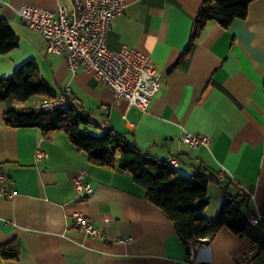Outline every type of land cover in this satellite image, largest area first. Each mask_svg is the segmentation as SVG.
<instances>
[{"label": "crops", "instance_id": "crops-1", "mask_svg": "<svg viewBox=\"0 0 264 264\" xmlns=\"http://www.w3.org/2000/svg\"><path fill=\"white\" fill-rule=\"evenodd\" d=\"M203 1L126 0L125 10L112 18L106 47L144 53L163 73L146 111L114 102L111 88L81 65L73 73L61 55L44 50L41 34L16 12L23 5L55 10L67 0H0V17L18 35V45L0 53V77L34 59L53 94L69 87V96L99 134L100 121L108 118L109 128L146 154L175 157L179 173L188 176L197 167L211 173L207 217L218 211L225 194L238 193L245 195L244 217L264 214V0H251L245 17L227 27L208 21L183 53ZM39 97L0 100V172L15 189L13 197H0V245L13 243L17 250L15 257L0 256V264H264L259 236L222 227L186 247L130 175L90 162L62 130L45 134L37 127L4 124L6 109H34ZM102 105L110 107L108 114ZM184 131L208 135L209 148L181 142ZM37 150L45 156L36 159ZM80 171L92 187L89 195L74 189ZM75 212L102 229L105 238L77 229Z\"/></svg>", "mask_w": 264, "mask_h": 264}, {"label": "trees", "instance_id": "trees-1", "mask_svg": "<svg viewBox=\"0 0 264 264\" xmlns=\"http://www.w3.org/2000/svg\"><path fill=\"white\" fill-rule=\"evenodd\" d=\"M251 0H204L194 17L188 45V52L206 23L214 20L227 27L233 19L244 18ZM18 45V35L12 25L0 17V53ZM54 96L51 87L40 77L37 63L29 59L19 65L9 76L0 77V100L8 97L23 102L32 96ZM4 124L11 127H37L43 133L62 130L72 145L85 152L87 159L101 167L127 173L133 181L146 191V199L157 205L170 220L184 246L193 240L215 234L227 227L237 235L256 238L258 233L245 220L241 210L245 195L225 194L218 211L207 217L204 211L208 205L207 185L211 173L197 167L186 176L172 168L167 160L152 157L127 139L125 134L113 129L101 128L93 135L88 126L97 127L80 106L67 109L54 108L36 111L32 108L18 110L8 108L3 113ZM17 250L13 243L0 245L1 257H15Z\"/></svg>", "mask_w": 264, "mask_h": 264}, {"label": "built area", "instance_id": "built-area-1", "mask_svg": "<svg viewBox=\"0 0 264 264\" xmlns=\"http://www.w3.org/2000/svg\"><path fill=\"white\" fill-rule=\"evenodd\" d=\"M67 5H58L55 10L36 6L23 5L17 9L19 19L30 29L38 31L44 40L47 53L61 55L66 66L75 73L81 65L93 73L94 78L113 92V101L124 100L127 108L135 106L146 111L152 95L159 89L163 73L154 65L150 57L133 48L123 46L111 50L105 45V36L112 18L122 13L126 0H67ZM70 88L66 87L60 94L40 96L34 105L36 111H48L54 108L67 109L79 105L76 98L69 96ZM108 114L110 107L101 106ZM101 128H107L108 118L100 121ZM181 142L190 147L203 145L209 148L211 139L205 134H194L184 131ZM45 156L37 150L35 158ZM172 168H177L178 161L170 156L167 159ZM224 172L220 170V178ZM74 189L80 195H89L92 187L86 180L83 171L74 178ZM15 189L6 184V176L0 172V197L11 198ZM73 225L80 231L95 239H104L105 234L83 214L71 215ZM247 223L257 230L259 239L264 242V214L249 213L245 216ZM127 238L119 239L125 241Z\"/></svg>", "mask_w": 264, "mask_h": 264}, {"label": "rangeland", "instance_id": "rangeland-1", "mask_svg": "<svg viewBox=\"0 0 264 264\" xmlns=\"http://www.w3.org/2000/svg\"><path fill=\"white\" fill-rule=\"evenodd\" d=\"M88 130H89V132H90L91 134H93V135H98V134H99V131H100L99 128H97V127H93L92 125H89V126H88ZM212 198H213V197H212Z\"/></svg>", "mask_w": 264, "mask_h": 264}]
</instances>
